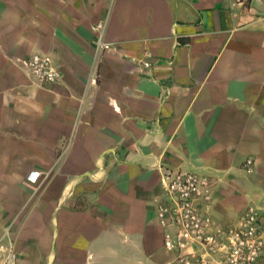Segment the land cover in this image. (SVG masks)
<instances>
[{"label":"crops","instance_id":"obj_1","mask_svg":"<svg viewBox=\"0 0 264 264\" xmlns=\"http://www.w3.org/2000/svg\"><path fill=\"white\" fill-rule=\"evenodd\" d=\"M35 54L57 83L30 75ZM177 170L213 179L224 226L264 212V0H0V245L15 264H174L157 205Z\"/></svg>","mask_w":264,"mask_h":264},{"label":"built area","instance_id":"obj_2","mask_svg":"<svg viewBox=\"0 0 264 264\" xmlns=\"http://www.w3.org/2000/svg\"><path fill=\"white\" fill-rule=\"evenodd\" d=\"M99 45L107 47L101 41ZM25 67L41 84L59 81L58 70L46 55H33ZM255 166V160L248 158L243 170L250 174ZM41 176L40 171H33L28 180L36 184ZM162 187L157 218L165 231L164 248L174 254V264H258L264 256V212L249 207L236 225L216 222L209 213L214 181L195 171H167ZM0 253V264H15L12 247L0 245Z\"/></svg>","mask_w":264,"mask_h":264}]
</instances>
